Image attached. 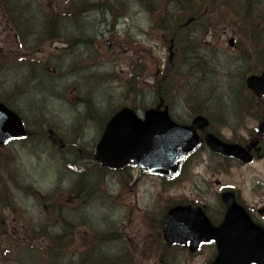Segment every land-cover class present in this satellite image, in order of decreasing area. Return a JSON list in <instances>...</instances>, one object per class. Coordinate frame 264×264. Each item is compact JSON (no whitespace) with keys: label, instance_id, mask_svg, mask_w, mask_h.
I'll return each mask as SVG.
<instances>
[{"label":"rangeland","instance_id":"1","mask_svg":"<svg viewBox=\"0 0 264 264\" xmlns=\"http://www.w3.org/2000/svg\"><path fill=\"white\" fill-rule=\"evenodd\" d=\"M49 7H53V22L61 15L67 17L59 20L64 32L61 38L39 43L44 17L37 16L35 25L26 22L18 37V30L0 12V55L13 62L2 65L0 61V95L14 96V111L20 117L25 114L27 126L35 127L41 119L53 123L50 135L39 128L29 139H11L0 146V216L8 232L30 228L36 233H57L66 238L64 257H71L68 247L74 243H78L75 253L95 243L100 251L113 255L115 264H206L213 256L212 245L194 252L184 246L163 247L162 213L167 206L183 202L204 207L208 216L218 220L223 207L216 180L231 187L251 208L264 207L263 144L248 165L213 156L202 147L172 182L135 167L102 173L89 157L80 156L79 149L93 150L99 117L103 120L113 105L124 102V81L134 69L138 71L137 66L148 70L138 80L151 86L172 64L168 108L174 119L186 123L201 111L211 117V130L224 139L250 138L258 129L264 99L255 101L241 83L250 71L264 68V54L256 56L264 50V21L256 43L249 23L230 24V13L220 8L211 13L206 3L204 16L174 43L169 62L168 44L156 36L155 19L140 0H49L46 7L36 5L35 11L43 14ZM72 15L80 25L71 24ZM183 18L186 14L180 15ZM230 38L235 50L227 44ZM21 42L26 49L34 46L28 57H23ZM85 90L97 107L89 115L75 94ZM35 105L42 111L37 119ZM137 112L142 115V108ZM59 118L64 128L57 133ZM57 198L70 205L55 200L49 209L50 200ZM73 214L85 223H77ZM39 239L48 247L45 238ZM7 243L8 248L0 238V264H45L32 243L26 249L17 246L18 250ZM28 250L36 251L38 258Z\"/></svg>","mask_w":264,"mask_h":264},{"label":"water","instance_id":"2","mask_svg":"<svg viewBox=\"0 0 264 264\" xmlns=\"http://www.w3.org/2000/svg\"><path fill=\"white\" fill-rule=\"evenodd\" d=\"M229 44L233 45V39ZM246 85L256 94H264V71L249 76ZM206 125L207 120L202 116L186 126L173 122L167 110L149 109L141 119L131 109L122 108L107 122L94 159L107 167L140 165L144 171L171 177L184 157L198 146L196 129ZM24 134L18 116L0 103V141ZM205 141L214 151L234 155L242 161L250 160L247 150L237 144L224 143L212 134H207ZM253 146L254 143L249 144L247 149ZM222 199L227 212L220 226H211L200 211L174 207L164 217L165 238L179 243L190 240L193 247L213 239L217 255L211 264H264V229L251 222L245 210L235 203L232 193H224Z\"/></svg>","mask_w":264,"mask_h":264},{"label":"trees","instance_id":"3","mask_svg":"<svg viewBox=\"0 0 264 264\" xmlns=\"http://www.w3.org/2000/svg\"><path fill=\"white\" fill-rule=\"evenodd\" d=\"M81 1V0H78ZM263 0H140L141 5L147 8L149 15H151L155 20L153 24V30L157 35L162 36L168 44L167 47L171 45V43H175L179 36L186 31L196 20L204 16L203 8L204 4L209 6L210 12L214 13L218 11V8L222 9L224 13H230L231 18L229 19L230 24L244 26L245 24H250L252 30L254 31V38L256 43L259 42L261 30L263 27L260 21H264V4L260 5ZM49 0H0V8L3 9L6 17L12 23V25L16 28L18 26L26 25V22H31L35 25L37 21V16L44 17V22L41 25L42 29L38 31V35L40 36L37 39V43L47 39L61 38L62 32L59 29L62 27V23H59V20L67 19L65 15H61L57 17L55 22H53V7H49L50 10L44 12L43 14H37L35 11V6L41 4L42 7H46ZM19 4L21 5V12L19 13ZM23 5V6H22ZM82 7L86 6V3L81 5ZM256 12H258L256 16ZM252 13V16L250 15ZM186 14V18L180 20V15ZM206 15V14H205ZM69 16V14H68ZM70 21H76L78 17L72 15L69 17ZM49 23H46L48 22ZM200 21V20H199ZM187 22H190L189 25H186ZM236 22V23H235ZM18 36H22V34L18 31ZM22 44V42H21ZM264 44V43H263ZM262 44V45H263ZM20 45V42H19ZM21 49L23 50V57H28L30 53L34 51V46L26 49L23 44ZM239 50V46L236 47ZM263 52H257L256 56L258 58H262L264 54ZM1 64L5 65V59L0 55ZM27 63L28 61H21ZM172 64L169 65L166 74L160 76V80L157 81V84L153 85H144L140 80H138L139 76H144L147 73V68L137 66V70L135 69L129 75V77L124 81V89L121 94L124 97V102L116 107L127 105L132 107L133 109L142 108L143 110L149 107H155L160 104V101L163 100L164 103L168 101V93L172 90L171 87V74L170 71L172 68ZM252 72V71H251ZM122 81L121 79H119ZM240 87V86H239ZM242 89V88H241ZM85 95L78 97V102L82 101L84 107L85 114H92V107L95 111H97V107L91 99L81 100ZM198 99L202 98L201 93H198ZM2 102L11 109H15L13 104L15 102L14 96L10 93L9 95L2 98ZM201 113V111H197ZM34 116L40 118L39 116L42 114V111L36 109V105L34 108ZM25 114L21 115L22 119L25 122ZM211 120V117L208 116ZM35 127H27V137H32V133L36 132L35 130L40 131L50 135V121L42 122V119L38 121V124L34 123ZM44 126V128L42 127ZM103 126V121L101 116L99 117V130ZM212 126V122L210 121V127ZM212 128V127H211ZM49 130V131H48ZM90 157V151H85L83 157ZM14 179V176L13 178ZM80 186V185H79ZM81 188L76 189V194H79ZM4 200V199H3ZM7 201V199H5ZM56 204L58 201H64V204L70 205V202H67L62 199H54L50 200V207ZM14 209V206H11ZM9 234V235H8ZM94 236V235H93ZM97 236V234H96ZM39 237L45 238L48 247H44L43 243L40 241ZM0 238H3V242L6 244L8 248V243L13 248L18 250L20 245H25L27 248L30 247L32 243V247L38 250L39 254L45 258V264H115L112 255L108 253H104L100 251L99 246H96L95 243H91L86 248L81 251L74 252L77 249L78 243L72 244L68 247V253L71 257H64V248L67 244L66 238L62 237L57 233H36L34 230L30 228H21L20 233H12L8 232L7 223L4 221V217L0 216ZM15 245V246H13ZM18 246V247H17ZM34 251V250H29ZM4 252V250L2 251ZM8 252V251H6ZM37 258L38 253L36 252ZM76 260L74 261V258Z\"/></svg>","mask_w":264,"mask_h":264},{"label":"flooded vegetation","instance_id":"4","mask_svg":"<svg viewBox=\"0 0 264 264\" xmlns=\"http://www.w3.org/2000/svg\"><path fill=\"white\" fill-rule=\"evenodd\" d=\"M260 147L257 146V148L250 149V155L252 156V159L255 160L257 155H259ZM244 204L246 205L247 209L250 212L251 217L254 219V221L260 225L261 227H264V207L257 206L256 208H251L250 205L246 201H244Z\"/></svg>","mask_w":264,"mask_h":264},{"label":"bare ground","instance_id":"5","mask_svg":"<svg viewBox=\"0 0 264 264\" xmlns=\"http://www.w3.org/2000/svg\"><path fill=\"white\" fill-rule=\"evenodd\" d=\"M75 72V71H74ZM87 93V92H86ZM84 94L85 96L83 97V99H81V100H86V99H91V95L90 94ZM80 103H82V101H80ZM82 106H83V103H82ZM50 124L52 125L53 123L50 121ZM64 128V126H63V123H62V120L59 118L58 120H57V128L55 129V131L58 133V132H60V130H62ZM58 129V130H57Z\"/></svg>","mask_w":264,"mask_h":264}]
</instances>
